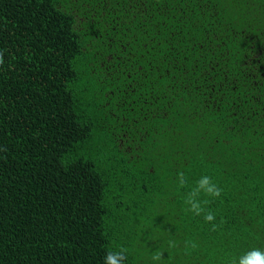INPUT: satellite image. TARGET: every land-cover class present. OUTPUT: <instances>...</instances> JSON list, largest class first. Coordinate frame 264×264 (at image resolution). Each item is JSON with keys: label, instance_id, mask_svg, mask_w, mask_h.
<instances>
[{"label": "trees", "instance_id": "1", "mask_svg": "<svg viewBox=\"0 0 264 264\" xmlns=\"http://www.w3.org/2000/svg\"><path fill=\"white\" fill-rule=\"evenodd\" d=\"M0 53V264L264 250V0H0Z\"/></svg>", "mask_w": 264, "mask_h": 264}, {"label": "clouds", "instance_id": "2", "mask_svg": "<svg viewBox=\"0 0 264 264\" xmlns=\"http://www.w3.org/2000/svg\"><path fill=\"white\" fill-rule=\"evenodd\" d=\"M0 62H2V53H0ZM179 184L181 187L186 186L187 180L183 172L178 173ZM222 189L219 188L209 176H202L198 181H196V186L191 188L187 193L185 199V204L189 205L188 211L194 212L196 215H200L202 212L205 213L204 219L206 221H213L215 216L212 212H205L204 205H207L209 201L207 199L200 200V194L203 193L205 196L219 197ZM216 225H213V230H215ZM170 246H175L174 241L169 242ZM195 248L197 245L192 243L191 245ZM126 249L121 248L119 251H108L104 257V264H123L126 259ZM162 253H157L152 256L154 261L160 260ZM232 264H264V250L259 248H253L247 251L245 254L238 258L232 260Z\"/></svg>", "mask_w": 264, "mask_h": 264}]
</instances>
